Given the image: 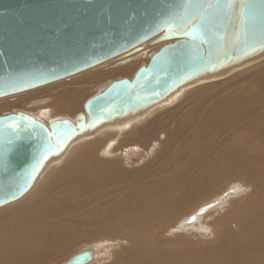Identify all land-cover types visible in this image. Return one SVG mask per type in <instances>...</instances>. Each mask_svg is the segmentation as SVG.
<instances>
[{
	"label": "bare ground",
	"instance_id": "bare-ground-1",
	"mask_svg": "<svg viewBox=\"0 0 264 264\" xmlns=\"http://www.w3.org/2000/svg\"><path fill=\"white\" fill-rule=\"evenodd\" d=\"M144 56L139 52L124 66L92 71L96 67L20 92L13 100L0 99V108L24 107L36 94L60 88L54 113L73 115L80 105L82 111L56 119L74 122L79 113L86 119L87 99L115 79L88 98L91 91L88 94L85 84H96L113 71L128 75ZM202 82L207 85L179 97L185 88ZM177 95L178 101L160 106ZM34 104L29 102L30 107ZM46 111H40V117L48 118ZM90 131L72 138L61 154L50 156L28 190L0 206V264L52 262L73 250L79 233L78 241L110 240L111 260L105 264H264V52L219 73L190 79L162 100ZM115 142L113 154H107ZM133 148L140 150L134 153L137 164L122 167L120 159L130 161ZM177 158L184 161L178 163ZM161 159L165 164H158ZM234 180L241 190L224 188L230 196L223 195V203L218 197L197 206L202 223L197 234L186 236L194 215L177 224L180 215ZM210 211L213 218L204 217ZM96 249H83L91 253L83 264L99 258Z\"/></svg>",
	"mask_w": 264,
	"mask_h": 264
},
{
	"label": "water",
	"instance_id": "water-1",
	"mask_svg": "<svg viewBox=\"0 0 264 264\" xmlns=\"http://www.w3.org/2000/svg\"><path fill=\"white\" fill-rule=\"evenodd\" d=\"M253 2L255 20L242 21L238 7L226 6L229 0H0V97L129 55L143 43L171 40L131 78L115 79L88 98L86 119L79 113L74 122L47 124L24 111L0 114V206L25 193L45 161L76 135L264 52V0ZM193 24L196 39L185 34ZM89 254L75 253L65 264L86 263Z\"/></svg>",
	"mask_w": 264,
	"mask_h": 264
},
{
	"label": "rangeland",
	"instance_id": "rangeland-1",
	"mask_svg": "<svg viewBox=\"0 0 264 264\" xmlns=\"http://www.w3.org/2000/svg\"><path fill=\"white\" fill-rule=\"evenodd\" d=\"M150 46H152V47H150ZM161 46V45H158V44H155V46L154 45H146V44H143V46L141 47V49L139 50V51H137V52H134V53H132V54H130V55H125V56H123V57H117V58H113L112 60L110 59V60H108V61H105V62H103V63H100V64H98V65H96V66H94V67H92V68H89V69H87L88 71H90V70H92V69H94V68H96V69H98V70H96V69H94V70H92V71H107V70H105L106 69V67H109V65H114V68L116 67L115 65H117V66H124V65H126V64H129L130 62H132L133 61V58H134V56L136 55V54H138L139 52H141V53H143V55H145L144 57H142L140 60H138V62H136L135 63V65H134V67H133V69H132V71H131V73L130 74H128L129 76L131 75V74H133V72L135 71V69L139 66V65H142V64H144V63H146L147 62V60H148V58H149V56L151 55V53L152 52H154V51H156L159 47ZM150 48V49H149ZM151 50V51H150ZM149 51V52H148ZM147 52V53H146ZM149 54V55H148ZM134 55V56H133ZM141 55V54H140ZM139 55V56H140ZM132 56V57H131ZM138 56V57H139ZM142 56V55H141ZM147 56V57H146ZM130 61V62H129ZM107 65V66H106ZM105 66V67H104ZM102 67V68H101ZM111 67V66H110ZM105 68V69H104ZM113 68V67H112ZM100 69H102V70H100ZM85 72H87L86 70H84ZM84 71H82V72H84ZM114 72H116V71H113V72H109V73H107V74H105V76H101L103 79H102V81L100 82V81H97V83L95 84L94 82H90V83H87V84H85V89H87L88 90V94H89V92L91 91V93L88 95V96H86L87 98L88 97H90L91 95H93L94 93H96L97 91H99L100 89H102L103 88V85H104V87L111 81V80H113V79H117V78H121V77H129L128 75H122V74H117V72L116 73H114ZM79 73H81V72H79ZM78 74V73H77ZM97 75H100V74H96L95 76H97ZM116 75V76H115ZM114 76V77H113ZM69 77V76H68ZM73 77H74V75H73ZM131 77V76H130ZM69 78H72L71 76L69 77ZM67 79V77L65 78V79H59V80H57L56 82H59V81H63V80H66ZM210 79H212V78H210ZM88 81H90V79H88ZM214 81H216V80H214ZM207 82V84H210L209 83V81H206ZM206 82H202V83H199L198 85H195V86H192V87H187V88H185L184 89V91L182 92V94L179 96V95H177L176 97L174 96V97H172L167 103H164V104H162V105H160V106H165V105H168V104H171L174 100H176V101H178V99H177V97L179 96V97H181L183 94H184V92H186V91H188V90H190L191 88H196V86H204V85H207L206 84ZM211 83L213 82V80H211L210 81ZM53 83H55V81L54 82H52V83H49V84H46V85H43V86H40V87H37V88H34V89H30V90H35V89H42V88H44L45 86H47V85H50V84H53ZM93 84V85H92ZM64 86V85H63ZM63 86H61V87H63ZM93 86V87H92ZM63 88H65V87H63ZM57 90V91H56ZM58 90H60V88L59 89H54L53 91H52V93H50L51 91L49 90V92L48 91H43V92H41V93H38V95L36 94V96H33V97H31L30 98V100L28 99V102H27V104L28 105H26L25 104V106L24 107H16V106H14V107H1L0 108V114H7V113H11V112H15L16 110H22V111H25V112H28V113H30V114H33V115H35L36 117H37V119H39V120H41V121H43V122H45V123H47L50 119H52V118H60V117H69V118H73V117H71V116H74V115H76L79 111L81 112L82 111V106L80 105V107L75 111V114H73V115H69V114H63V115H61V116H57L56 115V113H54V111H53V109H52V107H53V101H54V99H55V97H56V93L58 92ZM28 91V90H27ZM23 92H26V91H23ZM23 92H21V93H23ZM17 94H19V93H16V94H13V95H8V96H4V97H1L0 99H3V98H8V99H12L15 95H17ZM50 94H52L51 96H49ZM56 94V95H55ZM55 95V96H54ZM54 96V97H53ZM52 97V98H51ZM85 97V98H86ZM178 97V98H179ZM13 100V99H12ZM44 100V101H43ZM47 101V102H46ZM29 102L30 103H32V104H34V102H35V106L36 107H30L29 106ZM82 103H83V99H82V101H81ZM81 103V104H82ZM37 104V105H36ZM50 104H52V105H50ZM160 104V103H159ZM49 105V106H48ZM157 105V104H156ZM153 106H155V105H153ZM157 106H159V105H157ZM156 106V107H157ZM5 108V109H4ZM6 108H7V110H6ZM24 108V109H23ZM151 108V107H150ZM45 110H47L48 112H49V116H47L48 118H46V116L45 115H43L44 117H40V111H45ZM46 111V112H47ZM141 117H143V116H141ZM44 118V119H43ZM136 119H138V118H136ZM101 131V130H100ZM99 131V132H100ZM102 132V131H101ZM99 134V133H98ZM97 135V134H96ZM93 138V137H92ZM89 139V138H88ZM88 139H86V140H88ZM117 144V142H115V144L113 145V147H110L109 149H108V153L107 154H113V149L115 148L114 146ZM120 148H122V147H120ZM130 148V147H129ZM110 150V151H109ZM140 152V150L139 149H137V148H133V149H131V152H132V154L133 155H131L130 156V161H128V160H121L120 158V164L121 165H123L122 167H126V168H131L132 166L134 167L137 163H136V161H135V159H137V156L134 154V153H136V152ZM136 156V157H135ZM107 157H109V156H107ZM64 158H65V156L60 160V162H58V163H56V164H54L53 166H59L62 162H63V160H64ZM178 159V163H181V162H183L184 161V159L182 160V161H180L179 159L180 158H177ZM134 160L135 162H133L132 163V161ZM113 162V161H112ZM157 162H158V164H165V160L164 159H161V160H157ZM125 164V165H124ZM51 168V167H50ZM46 170V169H45ZM38 180V179H37ZM239 181L238 180H234V181H231V182H227V183H224L223 184V186H221V188H219V190L217 191V192H214V193H212L211 195H209L208 197H205V198H203L201 201H199V202H197V203H195L192 207H190L189 208V210L187 211V214H181V215H183V216H181L180 215V217L178 218V220L176 221L177 222V224H178V222H179V220L181 219H183V218H185V217H187V215H189V213H193V215H194V223H193V221L192 222H190L191 224H194L193 225V229L191 228L190 230L189 229H187L186 231H184V233L185 232H187V231H189L188 233H186V236H188V235H194L195 233L197 234L198 233V230L196 229V228H198L199 227V225L202 223V222H199V221H202V220H199L198 219V215H196V207L197 206H199L201 203H204V202H207V201H210V200H217L218 199V197L220 198V201H222L221 203H223V200L226 198V197H229L230 195L227 193V194H225L224 193V191L226 190V191H228L230 188L232 189V190H234L233 192H237V191H239V190H241V187H240V184L241 183H238ZM36 183V182H35ZM237 185V186H236ZM224 188H225V190H224ZM239 188V189H238ZM245 189V188H244ZM225 191V192H226ZM247 192V191H246ZM246 192H244L243 194H242V196H244L245 194H246ZM230 194L232 193V192H229ZM222 195V196H221ZM223 195H225L226 197H223ZM228 195V196H227ZM221 196V197H220ZM235 196H239L238 194H236ZM22 199V198H21ZM20 198L17 200V201H19V200H21ZM17 201H14V202H17ZM14 202H12V203H14ZM12 203H9V204H7V205H5L4 207L2 206L1 208L3 209V208H5V207H7V206H9V205H11ZM219 208H223V206L221 205V207H219ZM214 212H216V211H219V210H213ZM213 211H210L207 215H204V217L205 216H214V212ZM206 212V211H205ZM204 212V213H205ZM186 213V212H185ZM204 213H202V214H204ZM199 215H201V214H199ZM204 217H203V219H204ZM196 218V219H195ZM213 218V217H212ZM197 220V221H196ZM196 221V222H195ZM199 223V224H198ZM82 231H84V230H82ZM197 231V232H196ZM174 234H176V235H183V234H181V233H174ZM80 235H81V233H79L78 235H77V238H75V240H74V247H73V250L70 252V253H68L66 256H63V257H58V258H56L55 260H53L52 262H48V263H46V264H59L60 262H62V261H64L65 259H67L70 255H72L73 253H76V252H78V251H80L81 249L83 250V249H85L86 247H90V246H95L96 245V250L98 251L97 253H98V257L99 258H97V260L96 261H94L92 264H105V263H107V262H110V260H111V258L109 257L110 255H109V253H111L110 251V249H109V246H110V240L109 239H107L106 237H99V238H97V239H94L93 241H89V242H85V241H78V238L80 237ZM189 237V236H188ZM100 251V252H99ZM108 251H109V253H108ZM100 253H101V256H100ZM104 253V254H103ZM106 254V255H105ZM101 262H103V263H101ZM91 264V263H90Z\"/></svg>",
	"mask_w": 264,
	"mask_h": 264
},
{
	"label": "snow or ice",
	"instance_id": "snow-or-ice-1",
	"mask_svg": "<svg viewBox=\"0 0 264 264\" xmlns=\"http://www.w3.org/2000/svg\"><path fill=\"white\" fill-rule=\"evenodd\" d=\"M218 6H219L218 2L216 4L209 3L207 8H204L203 10L207 11L208 9L212 7H218ZM226 6L227 7H238L240 15L242 17V21H247V20L254 21L258 13L257 7L255 3L253 2V0H238V3L236 2V0H229L228 5ZM259 14L264 16V9L259 10ZM200 15L202 18L203 13H201ZM180 19L183 20V17H181ZM195 31H196V25L193 24L192 30L185 34L191 35L193 39H196ZM262 39H264V35H262Z\"/></svg>",
	"mask_w": 264,
	"mask_h": 264
}]
</instances>
